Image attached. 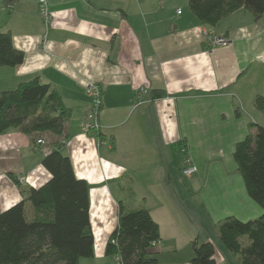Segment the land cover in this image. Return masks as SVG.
I'll return each mask as SVG.
<instances>
[{
  "label": "crops",
  "instance_id": "crops-1",
  "mask_svg": "<svg viewBox=\"0 0 264 264\" xmlns=\"http://www.w3.org/2000/svg\"><path fill=\"white\" fill-rule=\"evenodd\" d=\"M47 2L49 25L37 0L12 8L0 0V31L24 53L20 64L0 67V91L37 77L69 113L60 151L88 185L93 234V255L78 264H120L104 254L119 203L125 211L146 208L157 222L156 264H192L193 241L213 244L215 264H238L214 227L262 213L232 153L262 110L255 98L264 97V14L239 8L211 26L188 0ZM204 31L229 42L211 46ZM86 82L102 87L100 140L81 128L90 107ZM140 87L146 93L138 96ZM40 138L38 145L15 128L0 133V212L22 199L12 176L33 188L50 178L42 159L54 136ZM184 144L197 169L189 177L181 172Z\"/></svg>",
  "mask_w": 264,
  "mask_h": 264
},
{
  "label": "trees",
  "instance_id": "trees-1",
  "mask_svg": "<svg viewBox=\"0 0 264 264\" xmlns=\"http://www.w3.org/2000/svg\"><path fill=\"white\" fill-rule=\"evenodd\" d=\"M1 1L13 5L17 0ZM188 7L201 23L211 26L239 8L254 18L264 14V0H188ZM23 58L11 34L0 31V67L16 66ZM255 106L263 109L264 97L257 96ZM68 119L56 90L37 77L0 91V133L15 128L29 135L34 144L43 132L54 136L53 149L42 159L50 173L46 183L27 187L12 176L22 199L0 212V264H78L93 255L88 185L75 176L69 157L60 151ZM251 126L254 132L235 144L232 155L248 196L262 213L246 221L226 217L214 227L238 264H264V126ZM94 137L100 140V131ZM159 240L158 224L146 208L125 211L119 203L117 225L104 254L116 257L120 264H156L152 247ZM192 248V264H215L211 242L193 241Z\"/></svg>",
  "mask_w": 264,
  "mask_h": 264
},
{
  "label": "built area",
  "instance_id": "built-area-1",
  "mask_svg": "<svg viewBox=\"0 0 264 264\" xmlns=\"http://www.w3.org/2000/svg\"><path fill=\"white\" fill-rule=\"evenodd\" d=\"M38 2V12L39 15L45 25H49L52 14L49 9V4L47 0H37ZM8 8H12V5H7ZM180 10L178 9L176 11V14H179ZM204 36L207 38L209 44L211 46H218V45H227L228 44V38L225 36H219L212 33H209L207 31L203 32ZM85 90L87 95L90 98V107L88 109V112L86 114V117L81 122V128L82 132L86 135L94 136V133L97 131H100L102 125L99 122V112L102 105V87L97 82H86L85 83ZM146 93V89L143 87H140L138 89L137 95H143ZM43 139H37L36 144L40 145L43 144ZM180 151L183 153L182 157V166H181V172L185 176H190L194 174L196 167L194 166L190 156L187 154L186 147H181Z\"/></svg>",
  "mask_w": 264,
  "mask_h": 264
},
{
  "label": "rangeland",
  "instance_id": "rangeland-1",
  "mask_svg": "<svg viewBox=\"0 0 264 264\" xmlns=\"http://www.w3.org/2000/svg\"><path fill=\"white\" fill-rule=\"evenodd\" d=\"M228 42H229V40H228ZM2 84H3V80H2ZM256 113H258V114H256V122H257V124H260V125H263L264 126V109H262V110H259L258 112H256ZM255 130V129H254ZM183 147H186V145L184 144V145H182ZM188 154V153H187ZM180 157H181V155H179ZM191 158V157H190ZM192 160V159H191ZM193 162V161H192ZM194 164V163H193ZM195 166V165H194ZM179 167V166H178ZM176 171L177 172H179V168H178V170L176 169ZM196 171H197V169L195 170V172L194 173H196ZM180 173V172H179ZM174 174H176V173H173V176L174 177H176ZM193 175V174H192ZM191 176V175H190ZM189 177V176H188ZM180 179H183V177L182 176H180ZM126 183V182H125Z\"/></svg>",
  "mask_w": 264,
  "mask_h": 264
}]
</instances>
